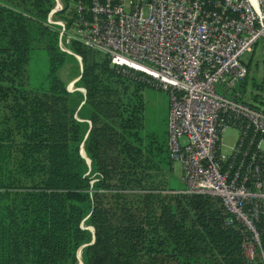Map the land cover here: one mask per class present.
Wrapping results in <instances>:
<instances>
[{
    "label": "trees",
    "instance_id": "obj_1",
    "mask_svg": "<svg viewBox=\"0 0 264 264\" xmlns=\"http://www.w3.org/2000/svg\"><path fill=\"white\" fill-rule=\"evenodd\" d=\"M53 3L0 0V264H244L219 199L158 176L165 143L142 132L149 85L73 41L85 92L67 89L60 70L76 58L45 23ZM37 49L48 61L34 84Z\"/></svg>",
    "mask_w": 264,
    "mask_h": 264
},
{
    "label": "built area",
    "instance_id": "obj_2",
    "mask_svg": "<svg viewBox=\"0 0 264 264\" xmlns=\"http://www.w3.org/2000/svg\"><path fill=\"white\" fill-rule=\"evenodd\" d=\"M54 0L46 24L58 45L106 54L131 79L168 93V156L181 163L176 193L219 199L241 234L244 264H264V110L217 85L240 81V56L261 42L264 0ZM69 90V89H68ZM70 91V90H69ZM238 132L228 155L222 132Z\"/></svg>",
    "mask_w": 264,
    "mask_h": 264
},
{
    "label": "rangeland",
    "instance_id": "obj_3",
    "mask_svg": "<svg viewBox=\"0 0 264 264\" xmlns=\"http://www.w3.org/2000/svg\"><path fill=\"white\" fill-rule=\"evenodd\" d=\"M67 6L64 15L71 14L74 10V0H63ZM93 50V49H92ZM97 51V50H96ZM100 55H105L100 52ZM76 61L63 66L60 70L61 78L66 82L67 89L84 90L76 86L75 82L80 78L74 77L77 71H82V61L75 56ZM97 57L95 59H98ZM240 61L248 67V73L244 79L240 81L226 78V83L217 85V91L223 93V88L229 84L228 95L237 93L240 95L242 101L253 105L259 109L264 110V57L261 51L260 40L254 45L252 51L245 52L240 56ZM47 56L43 49H37L32 52L29 60L30 77L29 81L38 84L43 80L44 73L47 69ZM111 66L114 65L111 63ZM227 88V87H226ZM142 132L156 133L165 143L166 156H168V110H169V97L168 93L162 89L146 86L142 90ZM167 115V116H166ZM166 116V128L164 125V118ZM238 132L235 128L228 127L222 132L221 152L228 155L231 152L232 146L235 144ZM166 158L162 164V170L158 174L162 177L161 181L166 183L169 187L183 189L185 186L181 181L182 169L181 163L178 161H171L169 163ZM170 160V158H169Z\"/></svg>",
    "mask_w": 264,
    "mask_h": 264
},
{
    "label": "water",
    "instance_id": "obj_4",
    "mask_svg": "<svg viewBox=\"0 0 264 264\" xmlns=\"http://www.w3.org/2000/svg\"><path fill=\"white\" fill-rule=\"evenodd\" d=\"M79 77H80V76H79ZM79 77H77V79H78ZM79 90H80V89H79ZM82 91L85 92V90H82ZM81 153H82L83 156L85 157V153H84L83 148L81 149ZM85 158H86L87 163H89V162H90L89 159H88L87 157H85ZM78 256H80V252L78 253ZM79 264H82L81 260H79Z\"/></svg>",
    "mask_w": 264,
    "mask_h": 264
},
{
    "label": "crops",
    "instance_id": "obj_5",
    "mask_svg": "<svg viewBox=\"0 0 264 264\" xmlns=\"http://www.w3.org/2000/svg\"><path fill=\"white\" fill-rule=\"evenodd\" d=\"M167 116V115H166ZM166 116H165V118H164V125H165V128H166ZM83 148V147H82ZM86 157V156H85ZM177 190H180V189H176L175 191H171V192H175L176 193V191Z\"/></svg>",
    "mask_w": 264,
    "mask_h": 264
}]
</instances>
